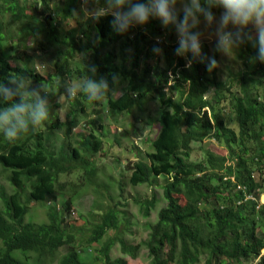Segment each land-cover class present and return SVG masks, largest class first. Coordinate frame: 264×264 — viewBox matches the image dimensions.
Segmentation results:
<instances>
[{"label": "trees", "instance_id": "16d2710c", "mask_svg": "<svg viewBox=\"0 0 264 264\" xmlns=\"http://www.w3.org/2000/svg\"><path fill=\"white\" fill-rule=\"evenodd\" d=\"M56 2L0 0V45L7 43L14 48L12 56L0 49V83L7 84L9 74L17 73L29 76L32 87L42 81L50 85V117L44 127L37 132L30 130L14 144L0 135V178L11 189L7 193L0 186V264H44L63 247L66 253L56 264L99 260L126 264L123 258L110 263V250L116 243L121 255L131 259L145 248L150 264H197L202 256L204 264H264V208L256 209L264 193V64L251 62L257 51L253 42L245 41L238 48L244 69L225 82L213 76L214 70L210 75L207 61H195L186 68L185 60L175 55L176 48L163 49L166 68L151 79L146 67L138 70L140 63L146 65L154 54L157 45L151 42L165 35L166 29L157 20L152 18L145 26L124 34L112 29L111 16L66 27L69 11ZM117 44L120 60L115 63ZM109 47L112 50L106 51ZM129 48L130 56L125 55ZM30 49L49 55L55 72L40 75L28 55ZM76 54L81 58L75 60ZM85 65L96 67L94 79L107 77L110 89L120 85L122 93L114 97L109 92L106 108H93L97 119L89 121L90 133L76 141L72 130L85 110L78 103L64 121L60 119L59 99L66 94L65 83L59 78L91 75ZM167 72L172 76L169 91L176 94L174 97L164 91ZM110 73L119 74L118 84H112ZM151 100L159 106L158 131L146 158L127 167L128 184L155 187L163 178L159 188L165 206L158 210L156 222L147 225V239L128 244L119 230L124 225L123 231H128L131 224L108 197L110 203L105 207L94 203L92 212L103 209L96 213L99 220L86 238L78 240L69 222L72 204L77 195L95 186L101 175L94 159L103 145V134L97 132L98 127L102 129L101 115L106 110L113 118L124 117ZM227 110L232 115L230 125L224 114ZM205 140L222 146L226 154L205 150L202 160L191 161L192 145ZM74 172L80 173L78 184L60 180ZM238 185L246 190H237ZM117 186L122 188L121 183ZM248 194H254L257 201L246 199ZM135 202L141 216L148 219L155 209V195ZM31 203L45 207L46 222L32 221ZM109 231L116 235L104 240ZM93 244L99 246L100 257L92 260L89 247Z\"/></svg>", "mask_w": 264, "mask_h": 264}, {"label": "rangeland", "instance_id": "374dc122", "mask_svg": "<svg viewBox=\"0 0 264 264\" xmlns=\"http://www.w3.org/2000/svg\"><path fill=\"white\" fill-rule=\"evenodd\" d=\"M56 4L59 7L69 11V16L67 20L66 27H79L88 21V17L81 10L82 4L81 0H56ZM55 4V3H53ZM179 7V5H177ZM76 10L77 15H73V10ZM214 14L219 17L220 12L214 10ZM8 16H5V19ZM154 19V18H153ZM157 20V19H154ZM159 22V20H157ZM161 25V23L159 22ZM162 27V26H161ZM163 28V27H162ZM200 31H204L203 23L200 26ZM211 31V30H209ZM83 40L85 38H82ZM160 43L157 45V39L151 42V45H157L162 49L160 55L153 54L147 61L146 65L142 62L139 66V71L145 67L149 70L150 78L152 75H155L157 71H163L166 68L164 62V51H173L178 47V41L175 34L174 28L166 29L165 35L159 38ZM1 51L7 55L12 56L14 53V48L12 45L7 43H2L0 45ZM106 51H111L109 47L105 49ZM201 51L202 54L206 57H215L218 63V67L210 73L219 81H227L235 76H237L243 69V61L240 57L239 49L234 51V54L231 56L223 55L216 51L215 49V39L207 38V33L201 39ZM115 54V63H118L120 60V45L117 44L114 47ZM131 48L125 50V55L130 56ZM28 55L32 58L34 63L35 70L42 75L47 77L49 73L53 74L55 72L52 66V59L49 55H42L40 52L28 50ZM81 58V55L76 54L75 60ZM11 61V59L9 60ZM143 61V59H142ZM129 60L127 61L128 64ZM11 64L15 63L11 61ZM168 80L167 85L164 87V91L167 93L168 97H174L176 94H172L169 91V86L172 85V76L170 72H167ZM56 79V78H55ZM63 83H67L70 79L65 77L59 78ZM152 79V78H151ZM73 81L77 79H72ZM59 81L56 80L57 84ZM116 93L113 94L114 97H118L122 93L120 85H117L115 88ZM62 108L58 111V115L62 121L65 120L67 113H70L79 103L83 106L85 110L83 115L78 117V125L72 130V137L76 141H80L81 138L88 136L91 130V124L89 121L97 119V116L92 112L93 108H101L104 110L106 108L104 102H97L95 105L89 104L85 99H82L80 95H77L75 99L67 101L63 96L59 99ZM159 111V106L156 100H151L141 109H135L132 114L126 115L120 118H113L105 110L101 115L100 125L102 126L101 130L98 127L99 134H103V145L100 153L95 155L94 159L99 166L100 172L99 176L96 179V185H101L103 188L98 190L96 185L89 190L80 193L75 197L72 204V211L70 216V225L72 232L76 235V238L83 240L89 235V230L93 223L96 220H99L96 213L92 212L94 203H101L103 207L107 204L109 205L110 201L108 197L114 199L111 204L117 205L118 209L125 213L126 218L129 220L131 227L128 231H123V226L120 227V232L122 233V238L128 244H139L144 242L147 239L148 231L147 225L154 224L157 220V212L160 208L165 206V202L162 199V193L159 188L163 183V178L158 179V185L151 187L148 185H141L137 187H132L128 184L129 171L127 167L134 161L144 160L146 158V153L150 150V141L155 137L158 131L156 124L157 114ZM226 122L230 125L232 115L229 114V111H225ZM97 124V125H99ZM96 131V130H92ZM58 137H61V134L58 133ZM60 142L55 143V148L59 146ZM81 144H77L80 147ZM205 150H211L217 154L225 155L226 152L222 146H218L215 142L211 140H205L203 143H196L192 145L191 161L198 162L202 160L203 153ZM80 173L74 172L71 175L61 176L60 180L63 182H71L73 184H78L81 178H79ZM118 183H121L122 188L119 190ZM0 186L3 187L7 193L11 191L9 185L0 178ZM106 189V190H105ZM155 195L156 204L155 209L152 210L150 217L144 219L138 209L136 200L149 199ZM100 204L97 205V208ZM31 208L29 211V217L33 222L41 223L46 222V210L45 207L41 204L31 203ZM103 210V209H102ZM99 210V211H102ZM92 212V213H91ZM91 213V217H90ZM95 213V214H93ZM100 213V212H99ZM102 213V212H101ZM96 218V219H93ZM122 228V229H121ZM116 233L109 231L108 236H115ZM91 250L92 260L93 258H99V253L97 252L99 246L93 244L89 247ZM82 250V248H80ZM66 253V248L60 249L55 258H49L44 264H56L61 256ZM84 256V254H81ZM110 263L118 258H123L126 261V264H150V258L148 256L147 250L142 248L137 254L135 259H131L127 256H122L119 250V246L116 243L110 250ZM84 259L87 258L83 257ZM33 259L31 255L30 261ZM205 257H201L197 264H204ZM36 264V263H31ZM90 264H103L101 260L99 261H90Z\"/></svg>", "mask_w": 264, "mask_h": 264}, {"label": "clouds", "instance_id": "9594fccd", "mask_svg": "<svg viewBox=\"0 0 264 264\" xmlns=\"http://www.w3.org/2000/svg\"><path fill=\"white\" fill-rule=\"evenodd\" d=\"M81 4V10L94 21L111 16V27L117 34L143 27L152 18L164 29L174 28L178 41L175 55L185 60L186 68L195 61H207L209 72L218 67L215 57L202 54L205 33L215 39L216 51L227 56L245 41L253 42L257 51L251 62L264 64V0H81ZM213 9L221 10L219 17ZM73 15H77L75 9ZM202 23L204 31L199 30ZM153 52L160 55L162 49L154 47ZM85 70L91 75L64 84L67 99L82 95L87 103L95 104L104 102L109 92L116 93L107 77L93 78L94 65H85ZM109 75L113 85L119 83V74ZM49 89L45 81L32 87L29 76L17 73L9 74L7 84L0 83V135L6 142L14 144L30 130L37 132L44 127L50 117Z\"/></svg>", "mask_w": 264, "mask_h": 264}, {"label": "built area", "instance_id": "2783aa9c", "mask_svg": "<svg viewBox=\"0 0 264 264\" xmlns=\"http://www.w3.org/2000/svg\"><path fill=\"white\" fill-rule=\"evenodd\" d=\"M237 190H240V191L244 192L246 190V188L244 186L238 185L237 186ZM246 199L251 200V201H257L256 200V196L254 194H248L246 196ZM260 207L264 208V193L260 194L259 205L256 207V209H259ZM261 255L264 256V249L261 251Z\"/></svg>", "mask_w": 264, "mask_h": 264}]
</instances>
